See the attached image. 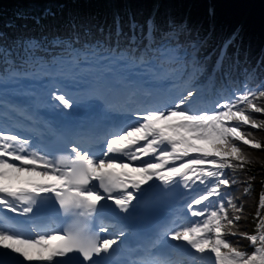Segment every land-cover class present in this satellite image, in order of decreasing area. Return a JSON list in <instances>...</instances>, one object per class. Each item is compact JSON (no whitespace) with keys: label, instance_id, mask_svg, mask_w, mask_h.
Listing matches in <instances>:
<instances>
[{"label":"snow or ice","instance_id":"1","mask_svg":"<svg viewBox=\"0 0 264 264\" xmlns=\"http://www.w3.org/2000/svg\"><path fill=\"white\" fill-rule=\"evenodd\" d=\"M214 17L45 0L4 21L0 264H264V192L249 233L238 178L264 53Z\"/></svg>","mask_w":264,"mask_h":264},{"label":"trees","instance_id":"2","mask_svg":"<svg viewBox=\"0 0 264 264\" xmlns=\"http://www.w3.org/2000/svg\"><path fill=\"white\" fill-rule=\"evenodd\" d=\"M8 1L9 0H0V28H2L5 20L12 17L13 9L10 8L11 5L14 4V7H17L18 5V2L16 1L12 2L10 5H7ZM92 1L93 3L105 2V0ZM121 2H123V0H121ZM128 2L138 7L145 6L150 9L151 4L156 2V0H128ZM159 2L165 4L166 6H171L176 11L181 13L188 10L193 18L200 19H206L209 9H214V21L217 32H220V35L226 37L232 26L237 22L240 15H242L248 0H159ZM253 5H255V2ZM249 21L250 18L248 19V25L244 26L242 32L244 46L246 47L247 45L253 44L259 47L264 40L263 27L262 25H253L251 27L249 25ZM257 23L260 24L259 22ZM256 115L258 119L264 118V115ZM252 131L255 139L264 145V130ZM244 148L245 155L249 161V163H246L245 166H249V172L255 175L254 182L252 183V193L245 199L249 208L252 209L256 199L259 197V189L262 187L259 183H257V180L261 179L264 175V147L261 149H251L250 146H244ZM245 230L247 231V229ZM243 243L244 241H242V244Z\"/></svg>","mask_w":264,"mask_h":264},{"label":"rangeland","instance_id":"3","mask_svg":"<svg viewBox=\"0 0 264 264\" xmlns=\"http://www.w3.org/2000/svg\"><path fill=\"white\" fill-rule=\"evenodd\" d=\"M254 2H255V0H254ZM254 2H253V4H254ZM264 2V1H263ZM252 3H251V8L254 10V9H256V3H255V5H253ZM238 22L240 23V24H244L245 26H247L248 25V20L244 17V16H242V15H240V17L238 18ZM249 25L252 27L253 25H252V21L250 20L249 21Z\"/></svg>","mask_w":264,"mask_h":264}]
</instances>
